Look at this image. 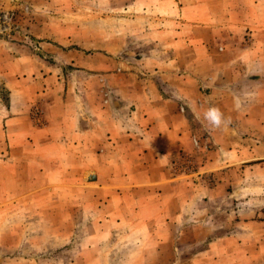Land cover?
<instances>
[{
    "label": "crops",
    "instance_id": "0c3cea01",
    "mask_svg": "<svg viewBox=\"0 0 264 264\" xmlns=\"http://www.w3.org/2000/svg\"><path fill=\"white\" fill-rule=\"evenodd\" d=\"M36 1L32 35L53 41L37 42L42 57L0 41V83L8 91L7 100H0V183L12 186V192L1 187L0 197L40 196L42 185L30 181L54 174L47 168L49 158L57 161L55 174L66 173L69 181L94 174L97 194L144 190L147 197L170 180L169 159L191 148L192 134L208 132L220 149L230 150L233 139H222L221 133L260 131L253 118L264 115V0H81L80 27L64 19L52 30L43 22L52 18L45 10L56 0ZM62 14L69 15L66 9ZM89 35L96 40L90 42ZM67 65L80 69L81 78L64 77L57 68ZM90 78L97 79L96 87ZM36 104L44 108L37 127L30 120ZM210 108L222 114L218 127L206 118ZM231 159L247 164L242 175H264V162ZM227 161L214 166L222 169L231 164ZM89 166L96 171L89 172ZM30 171L35 177L26 176ZM19 179L26 189L22 181L16 184ZM136 207V213H145L140 223L147 228L153 221L165 223L163 214L171 211L163 204ZM263 209L261 203L246 211L262 217L244 221L246 232L210 247L239 239L263 262ZM100 220L88 226L91 245L102 240L95 233Z\"/></svg>",
    "mask_w": 264,
    "mask_h": 264
},
{
    "label": "rangeland",
    "instance_id": "374dc122",
    "mask_svg": "<svg viewBox=\"0 0 264 264\" xmlns=\"http://www.w3.org/2000/svg\"><path fill=\"white\" fill-rule=\"evenodd\" d=\"M80 2L56 0V5L45 10L51 14L45 17H52L43 22L46 29L57 28V23H64V19L67 20L64 24L79 28L81 14H85ZM36 3V0H0V41L42 57L37 42L50 44L53 41L32 35ZM65 9L69 15L62 14ZM141 24L149 27L148 22ZM87 37L90 42L96 40L94 36ZM122 56L129 55L124 53ZM57 69L69 79L81 78L80 69L71 65ZM90 79V86L96 87L97 79ZM7 98L8 91L0 83V100L5 102ZM35 108L42 110L41 123L33 120ZM253 119L260 123L256 128L260 131L256 133H221L222 139H233L234 146L230 150L220 149V144L213 143L208 132L192 134L191 148L175 151L169 159L166 168L170 180L161 189L148 190L152 195L147 194V197L144 190L133 194H97L94 182L69 181L66 173L55 174L57 161L49 158L47 168L54 174H42L39 181H30L32 186L42 185L40 196L0 197V264H264L260 257L250 252V244H243L239 239L210 247L212 241L246 232L243 222L253 216L246 211L255 210L264 203L261 171L242 175L241 167L247 164L229 161L230 156L238 161L247 156L254 158L249 162H264V115L260 112V116ZM30 120L36 127L43 124L41 104L32 107ZM1 141L0 147H4ZM226 160L231 164L222 169L215 168L214 164ZM88 171L95 172L96 168L89 166ZM33 175L30 171L26 176L35 177ZM21 181L26 189L24 179H19L16 184L21 186ZM1 187L12 190L8 181L3 185L0 183ZM146 203H151L154 208L160 204L168 206L171 211L163 214L166 222L153 221L150 228L140 223L145 213H136L133 209ZM203 206L219 207L221 211L191 212ZM122 207L125 210L120 213ZM178 208H184V211L179 212ZM253 217L262 218L260 213ZM97 218H101L102 226L95 229V233L102 235L98 246L89 243L88 231L89 224Z\"/></svg>",
    "mask_w": 264,
    "mask_h": 264
},
{
    "label": "clouds",
    "instance_id": "9594fccd",
    "mask_svg": "<svg viewBox=\"0 0 264 264\" xmlns=\"http://www.w3.org/2000/svg\"><path fill=\"white\" fill-rule=\"evenodd\" d=\"M221 116L222 114L220 113L219 109L217 108H210L207 113H206V118L209 120V122L213 126H220L221 124Z\"/></svg>",
    "mask_w": 264,
    "mask_h": 264
},
{
    "label": "built area",
    "instance_id": "2783aa9c",
    "mask_svg": "<svg viewBox=\"0 0 264 264\" xmlns=\"http://www.w3.org/2000/svg\"><path fill=\"white\" fill-rule=\"evenodd\" d=\"M42 119V110L39 108H35L33 112V120L37 123H41Z\"/></svg>",
    "mask_w": 264,
    "mask_h": 264
},
{
    "label": "water",
    "instance_id": "95a60500",
    "mask_svg": "<svg viewBox=\"0 0 264 264\" xmlns=\"http://www.w3.org/2000/svg\"><path fill=\"white\" fill-rule=\"evenodd\" d=\"M96 180V176L94 174H90L86 177V181L94 182Z\"/></svg>",
    "mask_w": 264,
    "mask_h": 264
},
{
    "label": "trees",
    "instance_id": "16d2710c",
    "mask_svg": "<svg viewBox=\"0 0 264 264\" xmlns=\"http://www.w3.org/2000/svg\"><path fill=\"white\" fill-rule=\"evenodd\" d=\"M263 211H264V209H263Z\"/></svg>",
    "mask_w": 264,
    "mask_h": 264
}]
</instances>
